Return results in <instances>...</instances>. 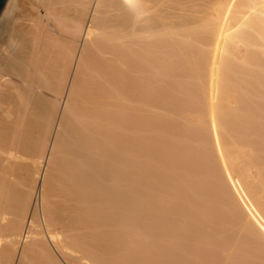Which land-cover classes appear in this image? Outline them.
Masks as SVG:
<instances>
[{"label":"bare ground","instance_id":"bare-ground-1","mask_svg":"<svg viewBox=\"0 0 264 264\" xmlns=\"http://www.w3.org/2000/svg\"><path fill=\"white\" fill-rule=\"evenodd\" d=\"M27 262L264 264V0L7 1L0 264Z\"/></svg>","mask_w":264,"mask_h":264},{"label":"rangeland","instance_id":"rangeland-1","mask_svg":"<svg viewBox=\"0 0 264 264\" xmlns=\"http://www.w3.org/2000/svg\"><path fill=\"white\" fill-rule=\"evenodd\" d=\"M41 194H38V211H39V214L42 215V210H41ZM28 263V262H27ZM28 264H32V263H28Z\"/></svg>","mask_w":264,"mask_h":264},{"label":"water","instance_id":"water-1","mask_svg":"<svg viewBox=\"0 0 264 264\" xmlns=\"http://www.w3.org/2000/svg\"><path fill=\"white\" fill-rule=\"evenodd\" d=\"M8 0H0V14L2 13Z\"/></svg>","mask_w":264,"mask_h":264}]
</instances>
